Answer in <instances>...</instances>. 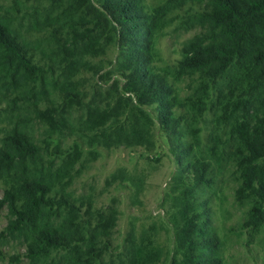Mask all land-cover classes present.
<instances>
[{"label":"trees","instance_id":"16d2710c","mask_svg":"<svg viewBox=\"0 0 264 264\" xmlns=\"http://www.w3.org/2000/svg\"><path fill=\"white\" fill-rule=\"evenodd\" d=\"M2 99L9 264H228L225 202L264 233V0H0ZM119 147L173 161L164 244L134 223L114 243L119 211L73 187Z\"/></svg>","mask_w":264,"mask_h":264},{"label":"rangeland","instance_id":"374dc122","mask_svg":"<svg viewBox=\"0 0 264 264\" xmlns=\"http://www.w3.org/2000/svg\"><path fill=\"white\" fill-rule=\"evenodd\" d=\"M182 35L168 28L164 48L169 52L170 45ZM109 50L106 57H112ZM6 100H0L4 106ZM0 116V128L5 125ZM148 155V156H147ZM123 169L128 176L139 182V187L132 185L129 179L124 183L108 185L107 178L115 170ZM174 170L172 159L160 148L155 152L145 153L141 148L119 147L102 151L101 155L88 163L73 183L77 193H91L96 206L113 205L119 211L117 226L114 229L113 242H120L131 223L154 231L161 243L168 242L169 231L167 214L169 185ZM1 195V191H0ZM242 210L238 206L225 202L214 216V225L221 237H225L226 260L228 264H264V233L259 240L246 243L240 227ZM6 209H0V230L6 224ZM155 236V237H156ZM14 252H23V247L16 242H0V264H9L7 256ZM21 264H25L22 260ZM107 264V263H106Z\"/></svg>","mask_w":264,"mask_h":264}]
</instances>
